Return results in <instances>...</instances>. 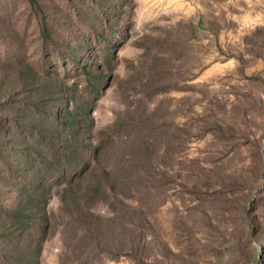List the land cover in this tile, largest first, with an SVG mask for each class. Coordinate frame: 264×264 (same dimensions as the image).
Masks as SVG:
<instances>
[{"label":"rangeland","instance_id":"1","mask_svg":"<svg viewBox=\"0 0 264 264\" xmlns=\"http://www.w3.org/2000/svg\"><path fill=\"white\" fill-rule=\"evenodd\" d=\"M23 188L39 264H264V0H0V208Z\"/></svg>","mask_w":264,"mask_h":264},{"label":"trees","instance_id":"2","mask_svg":"<svg viewBox=\"0 0 264 264\" xmlns=\"http://www.w3.org/2000/svg\"><path fill=\"white\" fill-rule=\"evenodd\" d=\"M66 114L63 118L64 126L67 130V134L70 137V142L73 144L79 143V135L75 133V128L79 125V118L72 114L67 108H65ZM49 118H52L54 121H59V115L55 113L49 114ZM50 124H52L50 122ZM54 135L56 138L60 137V132L55 131ZM29 193L26 191V188H23L19 191L18 202L15 203L11 208L5 209L0 208V240L8 242L7 238L9 235L15 236L16 242L10 240V242H15L13 245V251L9 252H0V255L4 257H9L12 254H18L19 256L28 255V259L23 261L25 264H39L38 257L36 255L31 256L27 251L22 247L23 240L26 239L29 235L31 229L42 228L44 227L43 214H36V209L30 204ZM35 215L36 218H35ZM14 240V238H13ZM27 257V256H26ZM7 261H0V264H8ZM11 264H19V262L13 261Z\"/></svg>","mask_w":264,"mask_h":264}]
</instances>
